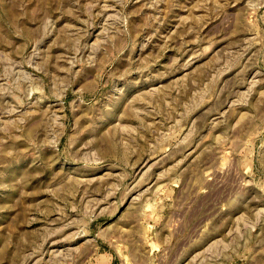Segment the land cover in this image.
Returning a JSON list of instances; mask_svg holds the SVG:
<instances>
[{
	"label": "rangeland",
	"instance_id": "obj_1",
	"mask_svg": "<svg viewBox=\"0 0 264 264\" xmlns=\"http://www.w3.org/2000/svg\"><path fill=\"white\" fill-rule=\"evenodd\" d=\"M0 264H264V0H0Z\"/></svg>",
	"mask_w": 264,
	"mask_h": 264
}]
</instances>
